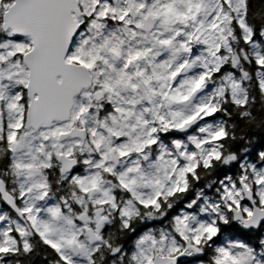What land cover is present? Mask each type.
Returning <instances> with one entry per match:
<instances>
[{"label":"snow or ice","instance_id":"6c2138e0","mask_svg":"<svg viewBox=\"0 0 264 264\" xmlns=\"http://www.w3.org/2000/svg\"><path fill=\"white\" fill-rule=\"evenodd\" d=\"M264 0H0V264H264Z\"/></svg>","mask_w":264,"mask_h":264},{"label":"trees","instance_id":"16d2710c","mask_svg":"<svg viewBox=\"0 0 264 264\" xmlns=\"http://www.w3.org/2000/svg\"><path fill=\"white\" fill-rule=\"evenodd\" d=\"M256 137V141L253 144V156L255 155V153L261 149H264V133L261 132H257L254 134Z\"/></svg>","mask_w":264,"mask_h":264}]
</instances>
